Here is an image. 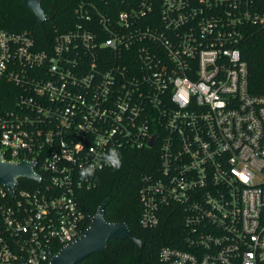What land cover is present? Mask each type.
I'll use <instances>...</instances> for the list:
<instances>
[{
    "label": "built area",
    "instance_id": "built-area-1",
    "mask_svg": "<svg viewBox=\"0 0 264 264\" xmlns=\"http://www.w3.org/2000/svg\"><path fill=\"white\" fill-rule=\"evenodd\" d=\"M74 12L41 46L0 30V80L17 88L0 104V154L36 175L0 185V264H49L84 235L80 199L113 169L112 148L152 154L141 226L181 225L161 264H264V94L242 55L264 29L260 0H78Z\"/></svg>",
    "mask_w": 264,
    "mask_h": 264
},
{
    "label": "trees",
    "instance_id": "trees-1",
    "mask_svg": "<svg viewBox=\"0 0 264 264\" xmlns=\"http://www.w3.org/2000/svg\"><path fill=\"white\" fill-rule=\"evenodd\" d=\"M78 0H42L48 19L39 25L32 11L21 0H0V30L8 32L28 31L38 45L54 41L57 33L75 24V6ZM264 9V0H260ZM243 59L248 64L249 88L256 94H264V29L250 28L242 46ZM13 91V92H12ZM13 93V95H12ZM17 88L7 80H0V104L13 106ZM152 154L148 151L128 150L123 153L119 170L106 169L98 174L96 188L84 191L81 209L85 213L83 228L91 225V217L106 202L105 218L111 223H126L132 234L140 238L138 247L131 239L111 240L102 253H96L80 264H161L159 253L163 246L173 245L180 238L179 225L173 218L166 219L157 229L141 226L139 199L140 175L151 169Z\"/></svg>",
    "mask_w": 264,
    "mask_h": 264
},
{
    "label": "water",
    "instance_id": "water-1",
    "mask_svg": "<svg viewBox=\"0 0 264 264\" xmlns=\"http://www.w3.org/2000/svg\"><path fill=\"white\" fill-rule=\"evenodd\" d=\"M23 5L33 12L39 25L48 19L42 7V0H21ZM32 164L27 162L11 163L3 160L0 154V185L11 192L17 185L18 179H36ZM107 203H102L97 213L92 216L91 225L84 235L76 241L64 246L60 252L51 256L49 264H80L85 259L96 253H102L108 243L113 241L131 239L138 247L142 246L140 238L135 237L126 223H111L105 218Z\"/></svg>",
    "mask_w": 264,
    "mask_h": 264
},
{
    "label": "clouds",
    "instance_id": "clouds-1",
    "mask_svg": "<svg viewBox=\"0 0 264 264\" xmlns=\"http://www.w3.org/2000/svg\"><path fill=\"white\" fill-rule=\"evenodd\" d=\"M104 163L116 170L122 167V157L120 152L116 148L110 149L107 153L102 155ZM95 167L90 165L87 168H82L80 172L81 179H87L95 174Z\"/></svg>",
    "mask_w": 264,
    "mask_h": 264
}]
</instances>
